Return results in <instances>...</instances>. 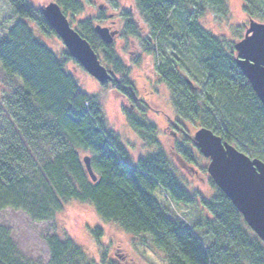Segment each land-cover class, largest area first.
<instances>
[{
  "label": "trees",
  "instance_id": "16d2710c",
  "mask_svg": "<svg viewBox=\"0 0 264 264\" xmlns=\"http://www.w3.org/2000/svg\"><path fill=\"white\" fill-rule=\"evenodd\" d=\"M55 2L72 19L84 9L81 0ZM10 4L20 20L0 39V64L7 77L0 96V210L10 206L35 221H45L67 201L86 202L94 206L102 221L116 223L133 236H147L167 264H264V242L212 179H208L214 188L210 198L186 190L160 149L157 126L123 109L128 125L144 145L158 149L134 164L127 162V149L118 133L108 127L99 103L67 71V62L76 60L66 50L55 54L35 37L29 22L23 21H30L46 36H57L39 8L29 0H10ZM134 5L149 30L150 38L144 44L153 51L152 40L158 46L170 42L185 53L190 39L192 54L198 56L205 74L202 93L212 98L219 91L226 97L227 106L219 114L191 81L181 77L177 55L172 52L166 57L163 50L161 56L166 58L160 75L169 86L178 117L194 124L199 121L250 158L264 161V106L235 61V42L225 41L200 23L207 10L226 13L227 0H134ZM244 11L248 18L264 22V11L256 15L247 3ZM123 20L122 36H140V26L129 10ZM170 21L178 22L175 28L182 34L180 38L172 35ZM95 25L87 16L72 27L89 42L100 62L109 66L112 78L108 84L130 106L140 108L126 65L113 42L101 39ZM183 133L186 143L177 142L173 151L194 162L187 143L199 149L187 131ZM84 156L90 157L94 181L85 168ZM156 190L173 202L198 205L208 216L192 226L175 219L155 198ZM93 232L98 235L99 227ZM63 237L46 239L51 263L66 264L74 257L84 260L80 246ZM101 263L113 264L104 256ZM0 264H30L2 226Z\"/></svg>",
  "mask_w": 264,
  "mask_h": 264
},
{
  "label": "rangeland",
  "instance_id": "374dc122",
  "mask_svg": "<svg viewBox=\"0 0 264 264\" xmlns=\"http://www.w3.org/2000/svg\"><path fill=\"white\" fill-rule=\"evenodd\" d=\"M29 1L35 8H40L55 0ZM81 1L84 5L83 11L75 14L74 19L66 16L70 25L75 27L77 21L87 16L92 17L94 24L102 26L108 25L110 20L114 21L113 28L117 29L119 34L114 37L113 46L126 65V75L136 88L140 108L135 109L130 106L127 99L119 95L110 84L107 83L104 86L100 84L76 61L67 62V71L73 74L77 85L99 103L108 127L118 133L127 149L128 163L134 164L139 158L158 149L154 151L152 147L144 145L136 132L128 125L124 116L125 109L134 111L139 118L157 126L160 149L170 160L171 168L181 185L189 192L196 191L201 196L210 198L214 193V188L208 181L210 178L207 172L209 159L204 157L199 150L193 149L190 143L187 144L193 151L194 162L183 160L173 151V146L177 142L186 143L183 131L186 130L188 138L192 139L201 123L198 121L194 124L178 117L171 103L169 86L160 75L161 64L167 55L173 52L179 60L177 68L181 77L191 81L197 93L202 99L209 100L215 111L219 114L224 113L223 110L227 106L226 97L219 91L212 98L202 93L205 74L200 68L198 56L192 54V41L189 39V43L185 45V53H181V50L170 42H162V45L158 46L157 41L152 40L151 45L154 46L152 51L144 44V40L150 38L149 30L144 18L135 8L134 0ZM261 2V0H227L226 13L207 10L201 17L200 23L205 29L223 37L225 41L237 42L244 36L249 23L244 4H250L254 13L261 15L264 11V5ZM127 10L132 13L134 21L140 26V36H122L123 14ZM19 20L10 0H0V39L7 36ZM23 21L29 22L35 37L43 41L55 54L66 50L58 36H46L30 21L25 19ZM177 25L178 22L170 21V26L173 27L172 35L180 38L182 34L177 33L175 28ZM163 50H166L164 58L161 56ZM105 67L109 68L106 65ZM5 85L7 86V77L0 64V96ZM154 196L168 214L175 219L188 222L191 226L202 222L203 216H208L206 209L198 205L188 206L171 201L162 190H156ZM0 226L8 231L15 247L30 264H52L51 252L46 239L54 235L60 238L64 235L63 238H71L86 255L84 260L74 257L66 264H102L103 256L104 260H111L113 264H167L164 254L152 247L147 236H133L116 223L102 221L94 206L86 202L67 201L52 219L45 221H35L25 211L9 206L0 210ZM95 227L100 229L98 235L93 232ZM197 234L202 236V231L198 230Z\"/></svg>",
  "mask_w": 264,
  "mask_h": 264
},
{
  "label": "water",
  "instance_id": "95a60500",
  "mask_svg": "<svg viewBox=\"0 0 264 264\" xmlns=\"http://www.w3.org/2000/svg\"><path fill=\"white\" fill-rule=\"evenodd\" d=\"M39 10L73 59L99 83L111 80L112 71L100 62L89 42L70 25L55 1ZM248 22L243 38L235 42V61L264 106V22L251 18ZM95 30L106 43H111L116 34L100 24L95 25ZM192 139L200 153L209 159L207 172L213 183L264 242V161L250 158L206 127H199ZM83 162L91 179L96 180L90 157L84 156Z\"/></svg>",
  "mask_w": 264,
  "mask_h": 264
},
{
  "label": "flooded vegetation",
  "instance_id": "af4514ba",
  "mask_svg": "<svg viewBox=\"0 0 264 264\" xmlns=\"http://www.w3.org/2000/svg\"><path fill=\"white\" fill-rule=\"evenodd\" d=\"M109 16H111V15H109ZM113 22H114L113 20H110V23H109L108 25H105L106 27L109 28V31H114V30H116V29L113 28V25H112ZM118 34H119V32H117V33L115 34V36H117ZM115 36H114V37H115Z\"/></svg>",
  "mask_w": 264,
  "mask_h": 264
},
{
  "label": "bare ground",
  "instance_id": "6f19581e",
  "mask_svg": "<svg viewBox=\"0 0 264 264\" xmlns=\"http://www.w3.org/2000/svg\"><path fill=\"white\" fill-rule=\"evenodd\" d=\"M243 38V37H242Z\"/></svg>",
  "mask_w": 264,
  "mask_h": 264
}]
</instances>
